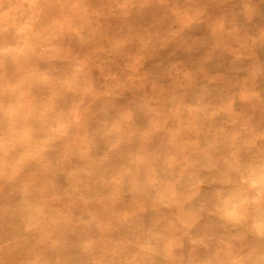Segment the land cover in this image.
<instances>
[{
  "label": "rangeland",
  "instance_id": "rangeland-1",
  "mask_svg": "<svg viewBox=\"0 0 264 264\" xmlns=\"http://www.w3.org/2000/svg\"><path fill=\"white\" fill-rule=\"evenodd\" d=\"M262 220L264 0H0V264H264Z\"/></svg>",
  "mask_w": 264,
  "mask_h": 264
},
{
  "label": "bare ground",
  "instance_id": "bare-ground-1",
  "mask_svg": "<svg viewBox=\"0 0 264 264\" xmlns=\"http://www.w3.org/2000/svg\"><path fill=\"white\" fill-rule=\"evenodd\" d=\"M89 2H91V1H89ZM84 3V2H83ZM160 4V3H159ZM77 6V5H76ZM76 8V7H75ZM83 8V7H82ZM76 10V9H75ZM107 10V9H106ZM107 13V12H106ZM85 16V15H84ZM147 21V20H146ZM86 22V21H85ZM225 32H226V30H225ZM85 52H87V50L85 51ZM168 55V54H167ZM164 59H161V62L163 61ZM87 63V62H86ZM215 70V69H214ZM137 74V73H136ZM202 113V112H201ZM95 114H97L98 115V112L97 111H95ZM139 117V116H138ZM219 119V118H218ZM204 120V119H203ZM205 123V122H204ZM197 126V125H196ZM203 130V129H202ZM99 137L100 138H102L103 140L100 142L99 141ZM226 137H228V135H226ZM225 137V138H226ZM231 137V136H230ZM65 139V140H64ZM67 141V143L69 144V142H68V140L66 139V138H63V140H62V143H65ZM109 141V137L107 136H105V135H102V133L100 132V131H98V133H95V135H94V142H93V144H95L94 146V148H102V144H104V145H106L107 146V148H108V144H107V142ZM225 143H226V141H224ZM156 143V142H155ZM154 142H150V144H149V146H148V148H145V149H147L148 150V152H150V153H152V154H154V155H157V156H160L161 155V157L163 156L162 155V153H160L161 151H162V149L159 147V148H154V144H155ZM224 143V144H225ZM57 148V147H56ZM59 148H69V145H67L66 147H64V145H61ZM164 149V148H163ZM155 152H157L156 154H155ZM47 153V155H45V154H43V160L45 161V162H50V160H52V152H50V151H47L46 152ZM243 158H245V154H244V157ZM253 158V155H250V156H248L247 158H246V160H245V162H247V161H250L251 159ZM53 161V160H52ZM56 162H57V167L55 168H52V167H46V166H44V165H46L47 163H44L42 166L43 167H46V168H44V169H42V170H40V173L41 174H44L45 176L43 177L41 174H37V172L35 173V175H36V177H40L42 180H44V181H47V190L49 189L50 190V192L51 193H53V196H57V197H60V198H64V199H66L67 198V196H65V194H63L59 189H57V182H56V179H58V180H60L61 178L62 179H64V176L65 177H67V173H66V169L70 166V164L68 163V162H64V161H60V160H55ZM157 163H158V159H157ZM148 164V163H147ZM149 165L151 166V165H156V163L155 162H151V163H149ZM240 166H242V164L240 165ZM24 171V170H23ZM60 171L62 172V174H60ZM104 171V170H103ZM70 173H69V171H68V175H69ZM39 178V179H40ZM40 179V180H41ZM106 181H109V180H106ZM139 183V180L137 181V184ZM54 185L56 186V187H54ZM49 186H52L51 188L49 187ZM49 192V191H48ZM131 199H133V198H131ZM25 228H26V226L27 227H29L28 225H23ZM65 229H68V228H65ZM107 231V235L108 236H112L114 233H111L113 230H106ZM213 233V232H212ZM215 236V235H214ZM116 238V237H115ZM75 241H78V240H76V239H74ZM111 240H113V238H111ZM207 242V241H206ZM27 252V256L28 255H30V252L29 251H26ZM60 255V254H59ZM58 255V256H59ZM45 256L46 255H43L42 257H40V259L38 260V261H40V262H42L44 259H45ZM48 256V255H47ZM57 256V257H58ZM37 261V262H38Z\"/></svg>",
  "mask_w": 264,
  "mask_h": 264
},
{
  "label": "clouds",
  "instance_id": "clouds-1",
  "mask_svg": "<svg viewBox=\"0 0 264 264\" xmlns=\"http://www.w3.org/2000/svg\"><path fill=\"white\" fill-rule=\"evenodd\" d=\"M259 231L264 232V220L254 225Z\"/></svg>",
  "mask_w": 264,
  "mask_h": 264
}]
</instances>
